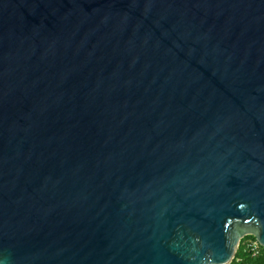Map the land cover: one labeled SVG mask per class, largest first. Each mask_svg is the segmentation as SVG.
<instances>
[{
    "label": "water",
    "instance_id": "water-1",
    "mask_svg": "<svg viewBox=\"0 0 264 264\" xmlns=\"http://www.w3.org/2000/svg\"><path fill=\"white\" fill-rule=\"evenodd\" d=\"M264 248V0H0V264H229Z\"/></svg>",
    "mask_w": 264,
    "mask_h": 264
},
{
    "label": "trees",
    "instance_id": "trees-1",
    "mask_svg": "<svg viewBox=\"0 0 264 264\" xmlns=\"http://www.w3.org/2000/svg\"><path fill=\"white\" fill-rule=\"evenodd\" d=\"M250 242H256L252 236H245L240 240L229 264H264V248L257 244L256 252H254L250 247H247Z\"/></svg>",
    "mask_w": 264,
    "mask_h": 264
},
{
    "label": "built area",
    "instance_id": "built-area-1",
    "mask_svg": "<svg viewBox=\"0 0 264 264\" xmlns=\"http://www.w3.org/2000/svg\"><path fill=\"white\" fill-rule=\"evenodd\" d=\"M247 247H250L251 250L256 252L257 243L256 242H250V243H248Z\"/></svg>",
    "mask_w": 264,
    "mask_h": 264
}]
</instances>
